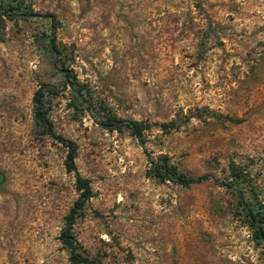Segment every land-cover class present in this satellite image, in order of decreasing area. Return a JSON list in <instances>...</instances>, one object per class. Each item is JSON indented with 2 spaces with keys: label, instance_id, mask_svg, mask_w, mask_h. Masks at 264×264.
Here are the masks:
<instances>
[{
  "label": "rangeland",
  "instance_id": "obj_1",
  "mask_svg": "<svg viewBox=\"0 0 264 264\" xmlns=\"http://www.w3.org/2000/svg\"><path fill=\"white\" fill-rule=\"evenodd\" d=\"M19 2L54 15L58 58L47 17L0 16V264H72L59 232L78 191L65 147L33 121L42 85L89 185L71 225L87 264H264L223 184L264 213V0ZM111 117L141 123L142 141ZM159 154L210 177L158 181Z\"/></svg>",
  "mask_w": 264,
  "mask_h": 264
},
{
  "label": "trees",
  "instance_id": "obj_2",
  "mask_svg": "<svg viewBox=\"0 0 264 264\" xmlns=\"http://www.w3.org/2000/svg\"><path fill=\"white\" fill-rule=\"evenodd\" d=\"M0 16L5 17L6 19H15V18H25L30 16H41L48 18V33L47 41H48V52L51 54L53 60H57L58 53L55 52V45L53 41L52 28L53 22L55 21V17L52 13H37L26 11L19 0H0ZM60 72V75L63 79L64 84L71 85L72 83L69 81V75L66 68L60 67L57 69ZM48 86H40L34 92L32 97L33 105H32V115L34 123L40 128L42 134H48L56 141L61 143L66 150L64 157V164L68 171H73L74 173V188L78 191V196L75 201L72 203L69 208L67 214L64 217V225L59 232L60 242L67 248L68 250V260L72 264H80V263H90L91 259H89L86 255H82L78 251V246L76 241L73 239L71 234V225L73 224L74 219L78 215L79 211L82 209L84 202L90 197V189L87 183V180L80 177L79 174L75 170L74 166V157H75V145L74 143L62 137L59 134H55L51 129V124L49 120L45 117L44 109L42 107V88ZM107 126L111 128L123 126L128 129L129 133L138 141L141 140V131L142 125L141 123L128 120V119H120V118H110L105 123ZM152 166L150 167V172L152 177H154L158 181L162 180H170L174 183L188 186L190 184H196L204 181L209 178L208 174H200L196 176L186 175L179 171L176 166L171 163L168 157L165 154H159L154 160L150 161ZM226 186L235 187V195L236 201L240 208L243 211V215L246 217L250 227L252 228V235L254 238L264 241V213H260L259 210L254 208L250 203H248L243 196V192L236 185L235 179L227 180L223 182ZM264 210V206H261Z\"/></svg>",
  "mask_w": 264,
  "mask_h": 264
}]
</instances>
